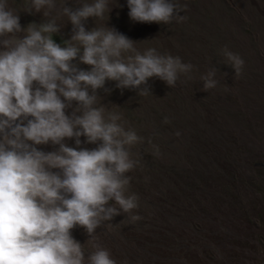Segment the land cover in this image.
Here are the masks:
<instances>
[{"label": "rangeland", "instance_id": "rangeland-1", "mask_svg": "<svg viewBox=\"0 0 264 264\" xmlns=\"http://www.w3.org/2000/svg\"><path fill=\"white\" fill-rule=\"evenodd\" d=\"M27 2L8 0L22 28L46 19L43 11H23ZM89 2L56 0L57 8L73 9ZM174 2L185 17L179 23L133 21L127 0H109L103 18L84 22L86 30L114 28L135 41L137 51L154 48L193 68L174 87L150 78L149 95L110 80L96 91L106 111L119 112L125 128L143 138L131 147L139 163L126 174L127 194L138 196V207L120 210L91 235L76 226L72 237L83 245L85 264L97 246L116 264H264V0ZM57 23L53 40L63 47L72 24L66 16ZM225 47L244 60L239 75L223 56ZM72 63L90 70L78 58ZM212 68L218 83L205 91L201 77ZM85 139L80 148L96 147ZM64 143L76 147L74 138ZM35 147L58 149L51 142Z\"/></svg>", "mask_w": 264, "mask_h": 264}, {"label": "clouds", "instance_id": "clouds-1", "mask_svg": "<svg viewBox=\"0 0 264 264\" xmlns=\"http://www.w3.org/2000/svg\"><path fill=\"white\" fill-rule=\"evenodd\" d=\"M127 7L136 22L185 19L177 15L182 9L174 0H127ZM23 11H43L46 19L22 28L17 11L0 0V264H85L83 245L71 230L80 226L91 235L120 210L138 207V196L127 194L126 174L139 163L131 147L143 142L134 129L125 128L119 112L106 111L96 91L110 80L116 88L149 95L150 78L174 87L193 66L154 48L141 53L135 41L114 28L86 30L88 18L110 11L109 0L75 9L57 8L56 0H29ZM59 16L67 17L73 31L63 47L53 40L61 28ZM124 53L134 55L125 58ZM222 54L239 75L244 60L227 47ZM77 58L90 70L73 64ZM216 72L212 68L201 77L205 91L216 87ZM81 136L96 147L80 148ZM66 138H74L76 147L67 146ZM49 142L58 149L35 147ZM87 264L116 261L97 246Z\"/></svg>", "mask_w": 264, "mask_h": 264}]
</instances>
